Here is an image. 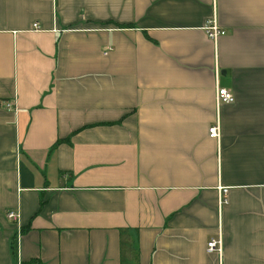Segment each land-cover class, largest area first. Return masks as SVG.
<instances>
[{"label": "crops", "instance_id": "obj_1", "mask_svg": "<svg viewBox=\"0 0 264 264\" xmlns=\"http://www.w3.org/2000/svg\"><path fill=\"white\" fill-rule=\"evenodd\" d=\"M0 264H264V0H0Z\"/></svg>", "mask_w": 264, "mask_h": 264}, {"label": "built area", "instance_id": "obj_2", "mask_svg": "<svg viewBox=\"0 0 264 264\" xmlns=\"http://www.w3.org/2000/svg\"><path fill=\"white\" fill-rule=\"evenodd\" d=\"M205 30L208 36L216 40L219 36L225 35L226 31L221 29L216 21V19L209 20L205 25ZM236 100L235 95L228 90L227 88L217 86L216 90V102L217 105L220 106L222 104H232ZM4 106L6 109H13V104L11 101H5ZM210 136L217 140H220V124L217 122L216 124L212 125L209 129ZM7 216L12 221H19L20 215L19 212L15 210H11L7 213ZM207 252L208 253H216L220 259L223 256V248H222V239L220 238H212L208 241L207 244Z\"/></svg>", "mask_w": 264, "mask_h": 264}]
</instances>
